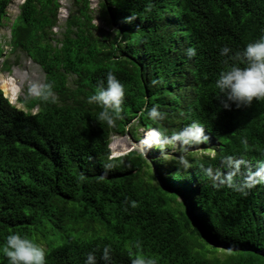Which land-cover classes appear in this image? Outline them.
Here are the masks:
<instances>
[{"label": "trees", "instance_id": "16d2710c", "mask_svg": "<svg viewBox=\"0 0 264 264\" xmlns=\"http://www.w3.org/2000/svg\"><path fill=\"white\" fill-rule=\"evenodd\" d=\"M10 1L0 0V27ZM73 1L60 38L52 35L59 0H23L10 25L9 53L37 63L56 100L29 95L24 109L0 89V264L12 232L40 244L46 264H86L89 253L94 264L137 255L156 264H264V98L225 108L215 85L240 63L220 48L234 53L264 35V0L102 1L117 26L112 38L94 33L88 0ZM14 65L7 57L1 69ZM109 71L125 88L113 125L87 101ZM131 120L155 128L160 144L193 121L207 138L178 140L187 164L174 156L152 173L136 150H109Z\"/></svg>", "mask_w": 264, "mask_h": 264}, {"label": "clouds", "instance_id": "9594fccd", "mask_svg": "<svg viewBox=\"0 0 264 264\" xmlns=\"http://www.w3.org/2000/svg\"><path fill=\"white\" fill-rule=\"evenodd\" d=\"M187 52L188 55L192 56L196 54V49L189 47ZM220 55L233 61H240V63H231L226 70L219 73L215 81L216 88L220 93L218 99H220L223 107H231V102L240 107L241 105L251 104L254 98H264V35L248 42L242 50L234 53L230 46L224 45L220 48ZM241 64L244 66H241ZM106 85L105 87L104 83L101 82L99 89L88 96L87 101L89 104L100 105L101 111L98 119L113 125L115 119L119 118L121 113L125 88L111 71L106 74ZM29 92L42 101L55 102L56 100L51 83H33ZM14 95V99L21 103V98L16 96V93ZM4 96L7 99L9 98V94ZM147 114L153 120L161 117V111L157 106L148 109ZM147 130L152 131L153 139L159 136V132L155 128L148 127ZM174 137L186 145L199 143L207 138L203 126L196 121L174 133ZM145 143L150 144L151 142L146 140ZM180 160L185 165L187 164L183 157ZM3 254L6 257V264H46L45 249L29 237L17 232L7 235L3 246ZM86 264H94L92 253H89ZM131 264H156V260L152 257L137 255L131 261Z\"/></svg>", "mask_w": 264, "mask_h": 264}, {"label": "rangeland", "instance_id": "374dc122", "mask_svg": "<svg viewBox=\"0 0 264 264\" xmlns=\"http://www.w3.org/2000/svg\"><path fill=\"white\" fill-rule=\"evenodd\" d=\"M23 0H11L5 9V18L2 20L0 27V42L3 49V55L0 60V88L4 95L8 96V100L19 108L25 107L14 99L16 96L21 99L31 96L29 89L33 83H43L44 72L42 68L35 62H33L23 51H15L9 53L8 40L10 36V25L16 15L19 12V6ZM106 0H88L89 12L91 14L92 23L96 26L94 33L97 35H108L112 38L116 35L117 26L113 22L108 21L107 14L104 13L101 2ZM73 0H59V7L56 13V25L52 28V35L54 38H60L65 27V21L69 14L75 11ZM120 38V37H119ZM123 43V42H122ZM121 43V45H122ZM9 58L12 61L17 57L19 65L11 67L10 72L3 71L1 69V63L4 58ZM73 76H69L67 79V85L73 86ZM36 109H32L34 112ZM144 128L137 123L136 120H131L127 126L124 134H113L109 141V150L111 155L116 156L122 153H126L129 150H136L147 160L152 173H160L167 170V161L174 156L181 157L182 146L176 139H169L166 143H159L156 139H153L150 130ZM150 131V133H149ZM154 132V131H153ZM148 140L151 143L146 144ZM198 151L200 154L201 148L193 150ZM212 154L213 149L211 146L206 150ZM163 157L158 166L155 164L159 158ZM158 179V178H157ZM159 181V180H158ZM153 183H157L154 180ZM184 197L181 195L177 197V200L183 202ZM195 214V213H194Z\"/></svg>", "mask_w": 264, "mask_h": 264}, {"label": "bare ground", "instance_id": "6f19581e", "mask_svg": "<svg viewBox=\"0 0 264 264\" xmlns=\"http://www.w3.org/2000/svg\"><path fill=\"white\" fill-rule=\"evenodd\" d=\"M156 132V131H155ZM149 133H150V131H149ZM151 134H152V132H151ZM152 137H153V135H152ZM154 138V137H153Z\"/></svg>", "mask_w": 264, "mask_h": 264}]
</instances>
